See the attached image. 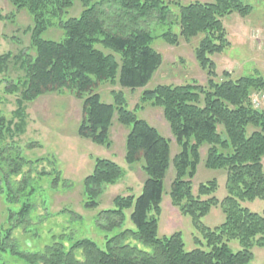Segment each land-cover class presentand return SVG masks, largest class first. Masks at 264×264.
<instances>
[{
  "label": "trees",
  "instance_id": "16d2710c",
  "mask_svg": "<svg viewBox=\"0 0 264 264\" xmlns=\"http://www.w3.org/2000/svg\"><path fill=\"white\" fill-rule=\"evenodd\" d=\"M9 2L14 10L27 13L32 25L24 32L27 48L0 57V76L7 77L4 95L16 96L17 105L13 119L0 111V184L9 225L0 231V264H6V258L17 264H251L253 247L264 248V212L253 213L242 204L264 200V108L253 106L254 96L264 92V74L233 78L225 71L219 80L213 58L231 47L225 21L233 15L250 18L254 8L245 0L188 4L178 0L175 13L166 0ZM76 2L82 8L80 15H69ZM154 23L166 28L160 35L168 43L196 42L195 58L207 73L206 86L148 87L163 65L153 47L160 36L154 37L158 31H152ZM52 30L59 37H51ZM48 33L50 38H45ZM11 71L17 76L12 81L8 79ZM105 85L143 90L141 104L132 110L126 96L115 91L111 92L113 102L104 103L99 88ZM65 93L82 102L80 137L110 149L114 122L126 129L124 160L144 173L142 193L138 198L116 196L109 209L98 213V226L108 234L104 248L93 240H73L62 234L38 251L25 252L13 231L28 226L39 197L44 203L48 200L42 196L41 182L31 179L30 171L24 173L44 160L33 162L24 157L15 139L26 133L27 105L45 95ZM146 106L163 110L180 148L174 158L171 141L139 117ZM37 147L41 146L35 143L28 149ZM204 148L205 168L227 177L228 195L222 201L215 197L216 179L200 184L195 195L193 181L203 163ZM171 166L175 171L169 191L172 203L192 220L205 247L197 238L198 247L187 251L181 232L159 238V216ZM52 174L51 189L56 191L61 176L58 170ZM125 174L115 161L97 158L94 171L82 182V207L98 210L106 187L119 184ZM216 207L222 208L226 220L211 229L202 220ZM127 211H132L134 229H124ZM231 241H238L242 250L233 252Z\"/></svg>",
  "mask_w": 264,
  "mask_h": 264
},
{
  "label": "rangeland",
  "instance_id": "374dc122",
  "mask_svg": "<svg viewBox=\"0 0 264 264\" xmlns=\"http://www.w3.org/2000/svg\"><path fill=\"white\" fill-rule=\"evenodd\" d=\"M177 1L166 0L172 4L171 8L174 13L176 12L174 3ZM180 1L183 4H188L194 1L207 2L208 0ZM245 2L254 8L252 16L242 18L240 15H233L224 23L231 47L225 54L213 58L217 65L216 71L219 80L225 71L232 73L233 78L256 72L264 74V0H245ZM81 9L80 4L76 2L69 15L79 16ZM31 25L32 21L27 13L14 10L9 0H0V57L8 52L16 54L18 50L27 48L29 43L24 32ZM150 27L152 31L158 30L154 32L155 38L166 30L158 23H154ZM177 31L175 29V32ZM50 34L51 37H59V33L54 30L50 31ZM45 38H50L49 33L45 34ZM195 46V41L186 42L183 39H180L178 43L171 44L166 42L161 35L155 39L153 47L161 54L163 65L148 87L153 89L158 85L180 86L193 83L206 86L208 76L197 63ZM16 77V74L11 71L8 79L12 81ZM5 78L7 77L4 75L0 76V96L3 100L0 102V111L6 118L13 119V112L17 109L16 96L4 95V89L7 86ZM112 91L123 93L132 110L141 104L143 90L130 91L116 85L100 86L99 92L104 103L111 104L113 102ZM26 113V133L15 140L17 148L24 157L33 162L44 160L27 167L24 173L27 174L30 171L31 179L41 182V188L45 190L42 196L48 202L44 203L41 197L37 199L32 219L29 220L28 226H18L14 229V240L25 252L38 251L53 241L54 237H60L62 234H66L73 240L90 239L95 241L99 247L104 248L105 237L108 234L98 226V213L101 210L109 209L116 196L134 195L138 198L142 193L145 179L142 171L138 168L132 169L124 160L126 129L114 122L111 129L113 145L110 149L80 137L78 132L83 117L82 102L69 93L45 95L36 102L27 105ZM138 114L140 118L148 121L171 141L172 158H174L180 148L165 120L163 110L146 106ZM35 143L41 147L29 150L28 148ZM206 153L207 148H204L202 150L203 163L199 166L193 181L194 192L197 195L200 184L216 179L218 191L215 197L222 201L228 195L227 177L221 171L205 168ZM97 158L115 161L126 174L119 184L106 187L98 210L87 211L82 207V182L94 171ZM54 170H58L62 182L56 191L51 189V181L55 177L52 174ZM43 172L53 176L41 177L40 174ZM174 174V167L171 166L165 181V194L161 204L159 238L170 237L174 233L181 232L187 251L198 247L195 244L197 238L205 247L206 243L201 234L195 230L192 220L174 207L172 203L169 191ZM21 179L22 176L15 180L18 182ZM1 188L0 184V231H4L9 228L6 223L8 207L1 194ZM242 206L253 213L263 214L264 212V200L246 202ZM131 213L132 211L126 212L124 229H134L130 220ZM225 220L226 215L222 208L216 207L202 222L206 227L214 229L222 225ZM228 244L235 253L242 250L238 241H231ZM65 246H70L67 240ZM252 252L254 259L251 264H264V248L254 246ZM5 263L17 264L14 259L8 258L5 259Z\"/></svg>",
  "mask_w": 264,
  "mask_h": 264
},
{
  "label": "built area",
  "instance_id": "2783aa9c",
  "mask_svg": "<svg viewBox=\"0 0 264 264\" xmlns=\"http://www.w3.org/2000/svg\"><path fill=\"white\" fill-rule=\"evenodd\" d=\"M253 106L256 109L264 108V92L257 93L253 98Z\"/></svg>",
  "mask_w": 264,
  "mask_h": 264
}]
</instances>
